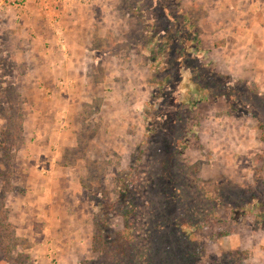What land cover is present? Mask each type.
<instances>
[{"label":"rangeland","instance_id":"374dc122","mask_svg":"<svg viewBox=\"0 0 264 264\" xmlns=\"http://www.w3.org/2000/svg\"><path fill=\"white\" fill-rule=\"evenodd\" d=\"M96 1L104 37L92 38L87 51L95 59L78 90L74 78L65 88L66 74H44L45 59L31 61L21 50L31 47L16 24L28 0L0 8V264H264V79L229 73L204 54L185 60L191 73L178 85L150 68L160 52L153 38L169 27L158 1L115 0L112 11L111 0ZM181 6L201 40L200 13L185 0ZM56 25L49 30L59 36L64 28ZM61 61L57 73L65 70ZM190 77L208 89L204 101L199 92L189 96ZM166 102L177 124L155 133ZM182 127L177 147L185 164L176 163L175 176L159 159L171 155L165 145L172 134L181 138ZM39 165L59 169L52 179L44 172L38 190ZM131 172L143 201L133 253L120 257L110 242L131 210L117 198ZM96 222L108 247L95 239Z\"/></svg>","mask_w":264,"mask_h":264},{"label":"crops","instance_id":"0c3cea01","mask_svg":"<svg viewBox=\"0 0 264 264\" xmlns=\"http://www.w3.org/2000/svg\"><path fill=\"white\" fill-rule=\"evenodd\" d=\"M114 1L111 0V11L116 6ZM43 2L48 9L42 2L28 0L26 11L16 23L22 43L31 42L29 50L20 48L32 58L31 61L37 62L40 55L42 60L45 59L44 74H66L69 78L64 84L65 88H70L71 78H74L73 89L78 90L85 75L87 61L95 59L94 56H89L87 51L94 41L92 38L104 37L100 31L103 26L101 20H104L101 14L104 12L103 8L101 6L97 11L96 7L99 5L96 0H92L88 6L78 3L57 5L52 0ZM185 5L196 7L200 12L201 44L207 51L206 58L226 66L227 71L234 75L244 78L251 75L260 76L261 80L264 79V0H185ZM53 17H57V21H53ZM53 24L61 25L64 28L63 33L57 32L59 36L53 35L49 30V26ZM58 46L63 50L66 46L68 51H62ZM43 47L46 48L45 51ZM38 49L42 50L41 54H38ZM60 59L63 62L66 60L67 63L62 67L61 61L60 67L65 70L57 73L59 70L55 65ZM41 64L43 67V63ZM72 109L70 113L74 114ZM33 116V121H36V113ZM58 169L59 167L50 165L49 169L42 165L37 166L38 179L34 186L37 185L38 190L40 186L43 188V173L50 170L49 176L52 179L57 176ZM60 177L58 176L59 181ZM63 177L61 179H64Z\"/></svg>","mask_w":264,"mask_h":264},{"label":"trees","instance_id":"16d2710c","mask_svg":"<svg viewBox=\"0 0 264 264\" xmlns=\"http://www.w3.org/2000/svg\"><path fill=\"white\" fill-rule=\"evenodd\" d=\"M159 3V6L162 8V11L166 17V20L169 24V27L162 33L159 34L158 36L154 37L153 40L156 42V47L159 49V54L155 52L158 56H162V62L157 60V57L153 56L151 59V67L155 66V69L158 71H162L163 74L167 73L168 78L169 77H174L176 80V84H180L183 82V79L188 78L189 74L191 73V68L186 65L185 60L187 61H199V58H201L205 52L203 51L201 47V40L199 35L198 30L195 28V20L194 16L190 14V12H184L181 6V0H157ZM139 7H135L133 9H138ZM198 12V10H196ZM200 13V12H199ZM175 38L176 42H173L171 39ZM154 47V46H152ZM178 48V51L175 50ZM157 63V64H156ZM157 65V67H156ZM161 65V68L159 70V66ZM171 69V70H170ZM154 70H152L153 72ZM188 75V76H187ZM159 76V74H158ZM167 78L164 80L161 79L162 82H165ZM190 81H188V89L191 94L193 92L197 94L196 92H199V99L198 101H204L205 96L204 92H207L208 89L206 88H201L200 86H197V83L192 79V77L189 78ZM156 83V82H155ZM154 84V83H152ZM178 84V85H179ZM230 85V84H229ZM197 86V88H196ZM182 90V88H181ZM173 90H171L166 97L167 100H169L172 95H173ZM165 95V94H164ZM198 96V95H197ZM255 97L257 94L254 95ZM258 99H261L260 96ZM256 102V101H255ZM177 105H180L179 102H177ZM193 100L189 102V104H193ZM254 101L252 102V104ZM249 104L252 106L251 102ZM170 104L166 102L163 104V112L159 113L160 116V121L158 125L155 126L154 132L155 133H162L168 129L172 130L175 128L174 125L177 124L175 118H173V112L170 111H165L164 107L169 106ZM180 108H177V110ZM196 121V125H197ZM153 129L152 127L147 126V134H149ZM169 130V131H170ZM183 134L181 135V138L178 136H173L172 140L170 141V144L168 143L169 146L165 145V149H168L169 147L171 148V155L167 156L168 158H172L171 162L168 160L166 156H163L161 159H159L161 167H164L163 170H169L170 174L175 173V168H177L176 163L179 161H182V152L181 150L177 147V144L181 142V140L185 137V134H187L182 127ZM185 133V134H184ZM153 135V134H151ZM161 135V134H160ZM162 136V135H161ZM163 141V140H162ZM166 141V140H165ZM157 153H160L159 148L156 150ZM148 154V152L146 153ZM183 164H185L184 160L182 161ZM150 166V165H149ZM148 168V167H147ZM149 169V168H148ZM132 175H129V177L126 179L127 180V185H126V191L123 189H119L118 191V199L121 201L119 203L120 207H124L123 203H128L130 206L129 210L126 208V212H122V217L124 219V226L123 229L118 235L115 240H112L110 242V246H115V251L114 254L118 256H124V255H132L133 249H134V228H135V223L136 219L139 213L140 208L142 207V201L143 197L141 194V184L140 181L136 178H139L138 173H132ZM190 183L192 185H196V181L194 178L190 180ZM140 186V187H139ZM140 188V189H139ZM125 191V192H124ZM239 199V197H238ZM254 204V202H253ZM255 205V204H254ZM100 224V223H99ZM96 222V227L99 229L97 232V235H95V239L97 238V243L99 246L108 247L107 241L103 240V235L105 234V228H103ZM106 235V234H105ZM94 239V240H95ZM97 245V247H98ZM99 263H103L100 261Z\"/></svg>","mask_w":264,"mask_h":264},{"label":"built area","instance_id":"2783aa9c","mask_svg":"<svg viewBox=\"0 0 264 264\" xmlns=\"http://www.w3.org/2000/svg\"><path fill=\"white\" fill-rule=\"evenodd\" d=\"M52 1L55 3L59 1H69V0H52ZM77 1L86 3L88 0H77ZM12 5L16 6L17 8H23L25 4H24V0H0V8L10 7Z\"/></svg>","mask_w":264,"mask_h":264}]
</instances>
